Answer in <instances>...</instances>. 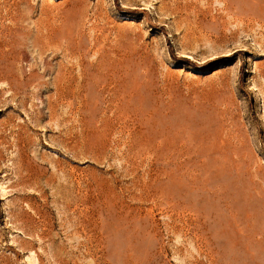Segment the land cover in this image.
Here are the masks:
<instances>
[{
	"label": "rangeland",
	"instance_id": "obj_1",
	"mask_svg": "<svg viewBox=\"0 0 264 264\" xmlns=\"http://www.w3.org/2000/svg\"><path fill=\"white\" fill-rule=\"evenodd\" d=\"M0 264H264V0H0Z\"/></svg>",
	"mask_w": 264,
	"mask_h": 264
},
{
	"label": "bare ground",
	"instance_id": "obj_2",
	"mask_svg": "<svg viewBox=\"0 0 264 264\" xmlns=\"http://www.w3.org/2000/svg\"><path fill=\"white\" fill-rule=\"evenodd\" d=\"M254 1H256V0H254ZM224 2V1H223ZM229 6V5H228ZM226 7H227V5H226ZM234 8V7H233ZM232 8V9H233ZM225 9V8H224ZM227 10V9H226ZM229 11V10H228ZM234 11V10H233ZM227 12V11H226ZM229 14V13H228ZM232 16V15H231ZM235 16V15H234ZM240 17V16H239ZM231 18V17H230ZM235 18L237 19V17L235 16ZM234 18V19H235ZM244 18V17H243ZM257 20V19H256ZM235 22V21H234ZM241 22V21H240ZM247 22V21H246ZM243 23V22H242ZM261 23V22H260ZM246 24H248V23H246ZM263 25V24H262ZM112 57V56H111ZM116 57H117V55H116ZM107 59V58H106ZM106 59H104L103 58V60H106ZM109 59V58H108ZM113 60V59H112ZM115 60V59H114ZM116 61H118V60H116ZM119 61H120V59H119ZM106 62V61H105ZM111 62V61H110ZM105 64V63H104ZM106 64H108V63H106ZM112 64V63H111ZM119 64V63H118ZM109 65V64H108ZM108 65H107V67H108ZM116 65V64H115ZM112 66V65H111ZM110 68V67H109ZM101 69V68H100ZM102 69H103V67H102ZM102 71H105L104 73L106 74V70H102ZM101 72V71H100ZM103 73V72H102ZM104 76V75H103ZM102 77V76H101ZM109 77V76H108ZM103 78V77H102ZM104 79H105V77H104ZM102 87V86H101ZM36 89V88H35ZM113 95V94H112ZM118 100V99H117ZM109 102V101H108ZM112 104V103H111ZM114 104V103H113ZM117 107V106H116ZM118 108V107H117ZM106 111V110H105ZM107 112V111H106ZM97 113V112H96ZM109 114V113H108ZM118 114V113H117ZM104 115H106V114H104ZM107 116V115H106ZM109 116V115H108ZM121 116V115H120ZM103 118H104V116H103ZM112 118V117H111ZM123 118V117H122ZM116 119V121L119 119L118 118V116H117V118H115ZM96 120V119H95ZM114 120V119H113ZM120 120H122V119H120ZM127 121V120H126ZM132 121V120H131ZM119 123V122H118ZM133 123V122H132ZM138 124V123H137ZM115 125H116V123H115ZM121 125V124H120ZM88 127V126H87ZM104 130L103 131H108V133L109 134H112L113 132H115L114 130L117 128H115L114 130H112V128H113V126H112V123L111 122H109V121H107V120H105L104 122H102V126H101ZM101 127H100V129H101ZM93 128H94V126H93ZM98 128V127H97ZM92 129V128H91ZM91 129H90V131H91ZM96 128H94V132H97L96 130H95ZM120 129V128H119ZM130 131H132V130H130ZM120 132V131H119ZM103 133V132H102ZM105 133V132H104ZM103 133V134H104ZM107 134V133H106ZM87 135V134H86ZM117 135V134H116ZM113 137V136H112ZM104 139H105V137H104ZM231 139V138H230ZM147 141V140H146ZM129 143V142H128ZM142 146V145H141ZM142 148V147H141ZM173 172V171H172ZM112 205V204H111ZM200 237V236H199Z\"/></svg>",
	"mask_w": 264,
	"mask_h": 264
}]
</instances>
